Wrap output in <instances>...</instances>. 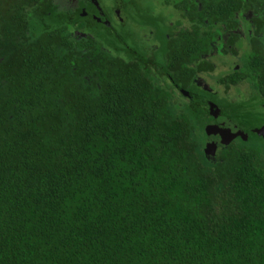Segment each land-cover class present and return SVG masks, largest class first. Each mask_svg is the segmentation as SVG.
Instances as JSON below:
<instances>
[{"label":"trees","instance_id":"trees-1","mask_svg":"<svg viewBox=\"0 0 264 264\" xmlns=\"http://www.w3.org/2000/svg\"><path fill=\"white\" fill-rule=\"evenodd\" d=\"M192 1L161 66L80 8L0 0V264H264V147L207 155L213 102L179 90L228 35L251 50L218 82L264 104V0Z\"/></svg>","mask_w":264,"mask_h":264},{"label":"rangeland","instance_id":"rangeland-1","mask_svg":"<svg viewBox=\"0 0 264 264\" xmlns=\"http://www.w3.org/2000/svg\"><path fill=\"white\" fill-rule=\"evenodd\" d=\"M9 1L14 2L17 0ZM61 1L65 2L66 0ZM72 1L73 2L66 3L65 5L69 8L79 6L76 3L78 0ZM100 1L111 11L116 6H125V8L129 10L127 12H123L125 24L121 25L115 23L119 28L114 36L107 34L105 27L97 24L88 25L90 27L88 29L85 28V31L95 35L101 43H103L107 48L112 49L115 53L117 51H122L121 47L123 44H128L132 47V50L137 53H139V50L151 53L152 57L159 62L163 60V58L160 57L161 53L165 48H168V44H166L165 40L166 34L169 33V31L174 32V34H182L183 29L181 26L185 23L190 24V18L186 21L182 18V7L180 5L176 6L175 4L179 1H183V4L187 1V6L193 4L192 0ZM4 5L5 4L1 7L3 10L5 9ZM188 17L190 16L188 15ZM187 30L192 31L193 25ZM237 43L238 45L236 48L239 50L237 56L240 55L239 57H246L251 50L248 43H246V40L238 41ZM145 48H147L146 51L143 50ZM210 61L214 66L212 74L207 75L209 70H204L197 74V81L201 84L200 87L204 88H193V92L197 95V98H199V100L197 99L198 102L208 100L207 98H209L218 106L224 105V107H230V110L233 113V116L231 117L234 119L235 124L243 128H249L255 125L257 127L263 124V116H261V113H264V105H262L259 94L255 89H253V87L248 84H240L238 85V89H233V87L227 88L218 82V78L225 76L236 69L234 68V65L239 61V59L233 54H218V57L214 56L213 58H210ZM213 118L215 120L217 116L209 113L208 121H212ZM210 137L214 138V136H208V140ZM252 142L255 146L264 147V140L262 141V139L257 135H255Z\"/></svg>","mask_w":264,"mask_h":264},{"label":"flooded vegetation","instance_id":"flooded-vegetation-1","mask_svg":"<svg viewBox=\"0 0 264 264\" xmlns=\"http://www.w3.org/2000/svg\"><path fill=\"white\" fill-rule=\"evenodd\" d=\"M59 1L65 7L66 10H70V9L71 10H77L78 8H80L81 9V13H80L81 17H83V18L90 17L93 20H96L100 25H103V26H106V27L110 28L111 31L114 30V34L117 33L118 28H119V27L116 26L115 23H118V24H121V25L125 24V18L123 16V14H124L123 12L129 11L123 5L116 6L111 11L110 9L105 7V5L102 4L100 0H78V1H76V3L79 6H75L74 8H69L67 5H65L66 3L73 2L72 0H66L65 2H62L61 0H59ZM185 2H187V1H185ZM187 5L188 4H186L185 6L183 5L184 7L182 8V15H183L182 18H183L184 21L189 20V18H190L189 21L191 23L190 24L185 23L183 26H181V28L184 29V30H187L190 26L193 25V22L191 21L192 20V15H193V11H192L193 5H191V4L189 6H187ZM188 15L190 17H188ZM251 16H252L251 13L248 12L247 19L249 20V18ZM237 26H240V25H237ZM189 31H191V30H189ZM250 31L252 32L251 29H250ZM170 32L171 31H169V33H167L166 35H170ZM233 32H234V34H239L242 38H246V34L244 32L243 27H240V28L237 27ZM112 35H113V32H112ZM112 35H110V36H112ZM168 39L169 38L166 36V38H165L166 44L168 42ZM222 39L224 41V44L228 47V50L230 52L234 51V53H233V54H235L234 56H236L239 59V61L234 65V68L242 66L243 65V63H242L243 59H242V57H239L240 55L237 56V54L239 53V50L236 48L234 42L231 41L232 39H230V37L228 35L222 36ZM120 47H118V48H120ZM118 48H117V50H118ZM121 48H124V49L127 48L129 50H132V47H130V45H128V44H123ZM219 50H220V52H218L217 47H215V45L213 43L212 44V51H211L212 52V57L211 58H213L214 56L218 57V54H222V55L223 54H227L223 49H219ZM132 51H134V50H132ZM160 57H162L163 60H161L159 64H161V66H163L169 60V54L168 53L166 54V48L161 53ZM206 59L208 60V62L211 63L209 57L206 58ZM203 68H205V66ZM201 72L202 71H199V72L197 71L194 74V76H193V62H192L191 63V69H190V77H185L184 78V81L187 82V84H186L187 86L186 87H182V86L179 87L178 86L179 90L183 94L188 96L189 99H191V100H193V95H196L193 92V88L198 87V88L204 89L203 87H200L201 84L197 81L198 77L196 76L197 74H199ZM208 72L209 73L207 75L212 74V70L208 71ZM231 73H233V71ZM231 73H228L225 76H229ZM231 87H233V89L234 88L238 89V85L231 86ZM262 105H264V104H262ZM223 110H224V112H220L219 115H216L217 118L213 122H211L210 124L218 125L220 129H229L233 133L232 136L235 137V139L232 142H235L238 139H241V140H244V141L250 140L251 138L255 137V135L259 136L262 140L264 139V120H262L263 124H261V125H259L257 127L255 125V126H252V127H249V128H243V127L235 124L234 119H232V117H231V116H233L232 115L233 113L231 112L230 108L227 107V108H225ZM261 116L264 117V113H261ZM209 142L216 143L217 144V148H220V146H222L221 139H220L219 136H214V138L210 137V139L207 141V143H209Z\"/></svg>","mask_w":264,"mask_h":264},{"label":"water","instance_id":"water-1","mask_svg":"<svg viewBox=\"0 0 264 264\" xmlns=\"http://www.w3.org/2000/svg\"><path fill=\"white\" fill-rule=\"evenodd\" d=\"M210 108H211L213 114H215V115L216 114L219 115L221 112V109H222L213 103L210 104ZM206 132H207L208 136H219L221 139L222 145H229L235 139V137L232 136L233 133L229 129H220L218 125L208 126L206 128ZM216 150H217V144L216 143H214V142L207 143V145L205 147V153L207 155H214Z\"/></svg>","mask_w":264,"mask_h":264},{"label":"clouds","instance_id":"clouds-1","mask_svg":"<svg viewBox=\"0 0 264 264\" xmlns=\"http://www.w3.org/2000/svg\"><path fill=\"white\" fill-rule=\"evenodd\" d=\"M207 145V144H206Z\"/></svg>","mask_w":264,"mask_h":264}]
</instances>
